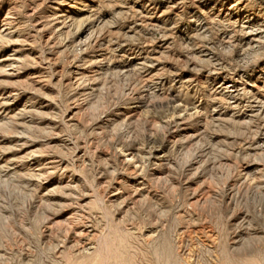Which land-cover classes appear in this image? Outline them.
I'll return each instance as SVG.
<instances>
[{
  "label": "rangeland",
  "instance_id": "374dc122",
  "mask_svg": "<svg viewBox=\"0 0 264 264\" xmlns=\"http://www.w3.org/2000/svg\"><path fill=\"white\" fill-rule=\"evenodd\" d=\"M0 264H264V0H0Z\"/></svg>",
  "mask_w": 264,
  "mask_h": 264
},
{
  "label": "bare ground",
  "instance_id": "6f19581e",
  "mask_svg": "<svg viewBox=\"0 0 264 264\" xmlns=\"http://www.w3.org/2000/svg\"><path fill=\"white\" fill-rule=\"evenodd\" d=\"M90 61H91V60H90ZM92 61H94V59H92ZM94 64H95V63L93 62L91 65H94ZM86 66H87V65H86ZM87 68H88V67H87ZM83 70H84V69H83ZM81 71H82V70H81ZM88 76H89V75H88ZM83 77H84V75H83ZM96 77H98V76H96ZM94 78H95V77H94ZM91 79H92V78H91ZM154 150H155V149H154ZM84 233H85V232H84ZM78 234H79V232H78ZM83 235H84V234H83ZM85 235H86V234H85ZM78 236H79V235H78ZM86 237H87V236H86ZM89 237H90V236H89ZM74 238H75V237H74ZM87 238H88V237H87ZM79 240H80V239H79ZM84 240H85V239H84ZM84 240H83V242H84ZM73 241H74V240H73ZM76 241H77V239H76ZM86 241H87V240H86ZM83 242H82V243H83ZM74 244H75V243H74ZM89 244H90V243H89ZM89 244H88V245H89ZM72 245H73V244H72ZM82 245H83V244H82ZM86 245H87V244H86ZM84 247H85V246H82L83 249H84ZM78 249H79V248H78ZM90 249H91V248H90ZM76 251H77V250H76ZM85 251H89V250L86 249Z\"/></svg>",
  "mask_w": 264,
  "mask_h": 264
}]
</instances>
